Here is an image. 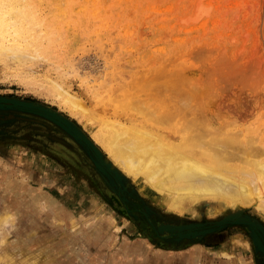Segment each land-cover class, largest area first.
<instances>
[{"label": "rangeland", "instance_id": "1", "mask_svg": "<svg viewBox=\"0 0 264 264\" xmlns=\"http://www.w3.org/2000/svg\"><path fill=\"white\" fill-rule=\"evenodd\" d=\"M28 1L0 0V17H15ZM67 1L30 0L58 31L53 42L34 18L17 23L22 42L0 36L26 54L15 61L0 53V99L70 119L119 179L102 174L53 122L0 108V215L10 214L0 225V264H264L246 222L213 225L241 211L240 221H254L264 237L257 204L204 199L173 208L170 195L126 173L95 136L101 118L178 135L191 120L189 132L234 131L246 142L245 161L232 165L249 169L253 153L264 160V0ZM55 84L87 113H72ZM164 112L171 118L156 121ZM210 226L216 229L184 236Z\"/></svg>", "mask_w": 264, "mask_h": 264}, {"label": "bare ground", "instance_id": "2", "mask_svg": "<svg viewBox=\"0 0 264 264\" xmlns=\"http://www.w3.org/2000/svg\"><path fill=\"white\" fill-rule=\"evenodd\" d=\"M16 1L17 0H13V2ZM32 6L29 0L28 3H25L22 7V11L21 8L18 12L16 11L15 17L8 16L10 19L4 15H2L4 17H0V36L5 41L22 42L21 35L25 30L21 23H17L21 19L31 20V18L42 22L45 33L49 35L52 42L56 39L58 31L54 25L51 22L49 23L38 18L39 16H37L35 8ZM15 7L16 6H14V8ZM9 14L7 13V15ZM34 23H36V21ZM50 44L52 43L50 42ZM17 45H19V43H17ZM2 52L8 56L10 55L15 61H20L26 56L25 52L18 48L16 50L9 45L0 44V53ZM55 85L57 88L61 86L60 84L59 86L57 84ZM59 88L61 89V87ZM59 88L57 89L60 93H58V95L61 97V100L63 99L62 101L70 108L72 113H77L74 111L80 110H82L80 111L81 114L86 112L84 106L74 98L73 94L71 95L68 91H62ZM174 88L177 89L178 87ZM177 91H179V89H177ZM197 94H199V92ZM198 98H200L199 95H197L196 99ZM99 99H101L100 96ZM189 99L190 93L186 95L184 103L189 101ZM133 101L135 102V100ZM98 103L100 102L97 101V104ZM161 103L164 102H160V105ZM97 104H95V107H97ZM164 106L167 105L164 104ZM151 107L153 108L152 105ZM151 107L150 109H152ZM176 111L179 110L177 109ZM148 112L150 111L146 113ZM169 118H171V112H164L155 116V120L158 122H166ZM192 123L191 120H185L183 123L184 128H182L184 133L178 135L177 133L175 134L169 131L163 133L152 130L150 127L151 125L149 126L137 120L135 123L129 125L121 120H106L105 118H101L100 129L95 136L105 149H107L115 164L120 166L126 173L141 179L148 188L160 194L170 195V205L173 208L180 209L188 204L197 203L204 199H219V201L224 200L230 204L241 206L255 203L262 213H264V160L256 159V154L253 153L254 156H250L251 159L246 160L250 165L249 169L244 166L232 165L230 160H236L238 163L245 161L243 156L247 149L245 146L246 142L236 134H233L234 131H232V134L226 133L222 136H217L214 133L209 136L199 128L195 132H193L194 130H190L189 132V129L185 128H188L186 125H194ZM6 213L0 215V225H4V223L10 221L8 220L10 214ZM9 225H11V223ZM225 255H227V253H225ZM3 258L5 257L3 256Z\"/></svg>", "mask_w": 264, "mask_h": 264}, {"label": "water", "instance_id": "3", "mask_svg": "<svg viewBox=\"0 0 264 264\" xmlns=\"http://www.w3.org/2000/svg\"><path fill=\"white\" fill-rule=\"evenodd\" d=\"M0 108H11V109H20L28 111L39 116L46 118L47 120L53 122L62 130H64L68 135H70L82 148L87 152L92 161L94 162L96 168L105 176L109 177L113 175L115 178L119 179L118 171L115 168H112L111 164L105 160H100L99 153L100 150L96 145L81 131V129L73 123L70 119L59 113L58 111L39 104H33L32 102L20 100L17 98H2L0 99ZM241 211L231 213L226 215L219 220H216L213 225L216 227H222L227 223H237V222H246L250 230V236L256 251H259L264 255V242L260 233L258 232V226L254 221H240ZM190 225H188L189 227ZM216 228L210 226L201 230L192 231L184 234V236L190 237L194 234H203L205 232L214 231ZM160 230L162 227L160 226ZM179 235L182 234L179 232Z\"/></svg>", "mask_w": 264, "mask_h": 264}, {"label": "flooded vegetation", "instance_id": "4", "mask_svg": "<svg viewBox=\"0 0 264 264\" xmlns=\"http://www.w3.org/2000/svg\"><path fill=\"white\" fill-rule=\"evenodd\" d=\"M258 232L260 233V236L262 237V240H263V242H264V237L262 236V234H261V232H260L259 229H258Z\"/></svg>", "mask_w": 264, "mask_h": 264}]
</instances>
